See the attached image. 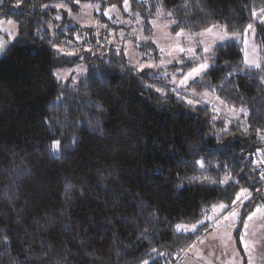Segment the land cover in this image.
Returning <instances> with one entry per match:
<instances>
[{"label":"trees","instance_id":"obj_1","mask_svg":"<svg viewBox=\"0 0 264 264\" xmlns=\"http://www.w3.org/2000/svg\"><path fill=\"white\" fill-rule=\"evenodd\" d=\"M74 1L90 0L0 6V17L18 25L0 58V264L172 263L221 204L227 213L243 203L235 232L243 252L240 228L264 205L253 161L264 153V0H127L130 16L123 13L140 18L147 36L155 19L172 21V34L254 26L259 67L246 65L242 44L230 41L214 48L209 68L190 85L244 110L237 120L173 90L172 77L198 61L182 58L158 70L128 66L121 30L143 60L150 52L158 57L151 41L128 34L132 26L98 14L100 37L111 40L93 49L95 27H82L56 5L76 12ZM98 1L124 10L125 0ZM80 64L86 72L77 85L54 74ZM245 192L250 196L240 203ZM181 224L201 225L187 233Z\"/></svg>","mask_w":264,"mask_h":264},{"label":"rangeland","instance_id":"obj_2","mask_svg":"<svg viewBox=\"0 0 264 264\" xmlns=\"http://www.w3.org/2000/svg\"><path fill=\"white\" fill-rule=\"evenodd\" d=\"M79 5V9L76 12L71 11L69 5L56 4L58 8H66L69 11V17L82 27H95V35L93 38V46L96 48L107 47L105 41L111 39H101L100 29L103 28L100 21L97 20L98 14L103 13L105 18L109 19V22L116 23L118 25L132 26L131 31L128 32L130 36L137 39L138 43L151 41L158 49V57H153L152 52L147 55V59H142V54L135 47V43L132 40H124L127 31H122L121 28L117 34L119 38L124 42L126 62L128 66L142 69H164L166 66L180 61L182 58H190L198 61L195 67L206 64L207 67L202 70L199 75H195L194 78H188L185 81V77L193 69L186 72L182 76H173L171 85L173 90L183 94L184 98L189 99L195 104H207L212 107L218 115L227 120L242 119L244 110L237 109L227 105L217 95L200 92L190 87L191 83L201 77L209 68V54L212 53L215 47L218 45L237 41L243 46L244 63L250 67H256L255 65L261 64V50L260 46L256 42V29L254 26L249 27L244 33H229L225 27L216 25L208 29L196 32H179L181 35L172 34L170 28L173 24L172 21H165L162 19H155L152 22V33L147 36L141 27L142 21L140 18L128 19L124 17L125 13H129L130 16V4L125 3L124 10L119 9L115 5L103 6V3L98 0H90L87 2L74 1ZM3 4L0 0V6ZM2 8L0 7V12ZM165 15L163 10L160 11L159 16ZM260 23L264 25V17L260 19ZM116 30L110 31V36L115 35ZM127 34V35H128ZM18 35V25L12 19H6L0 17V58L5 54L11 42L15 40ZM113 40V39H112ZM84 46L82 48H86ZM79 47L69 49L70 53H75ZM88 48V47H87ZM185 49V52H181L180 49ZM208 51H204V49ZM163 49V51H161ZM80 50V48H79ZM151 65V66H149ZM194 67V68H195ZM86 67L84 64H80L73 68L55 69L54 74L56 78L66 81L71 80L74 85H77L80 78L85 74ZM250 194L245 192L242 195L240 203L249 198ZM239 203V204H240ZM243 203L238 207L233 208L227 213H223V209L216 208L212 215L209 217L210 226L207 230L200 234L192 246L185 251L182 255L176 258L175 262L168 264H264V248L262 247L264 241V225L260 227L254 226L253 222L264 223V205L257 208L250 216L251 221L246 218L248 224L247 228L241 226L240 237H243L244 241L250 240L247 245V249H243V252L239 251L237 246L235 247L236 238L235 233H229V224L237 223L242 216ZM235 213V217L233 216ZM234 221V222H233ZM196 225V230L201 224ZM193 225L181 224L180 231L191 233ZM259 228L261 230H259ZM213 229V230H212ZM253 233L251 234V231ZM259 230V232H258ZM246 232L248 234H246ZM241 242V240H240ZM242 243V242H241ZM237 244V243H236ZM244 245V244H243ZM244 261V263H243Z\"/></svg>","mask_w":264,"mask_h":264},{"label":"snow or ice","instance_id":"obj_3","mask_svg":"<svg viewBox=\"0 0 264 264\" xmlns=\"http://www.w3.org/2000/svg\"><path fill=\"white\" fill-rule=\"evenodd\" d=\"M125 3H127V0H125ZM249 27H251V25H249ZM207 31H208V32H211V29H207ZM181 34H182V33H178V35H181ZM161 51H163V49H161ZM180 51L183 53V52H185V49L181 48ZM204 51H208V49L206 48V49H204ZM149 66H151V65H149ZM255 66H256V67H259L258 64L255 65ZM206 67H207V65L204 64V65H199L198 67L193 68V71L190 72V73H188V74L186 75V77H185V81H186L188 78H194L195 75H199V73H200L202 70H204ZM188 102L191 103V101H188ZM59 145H60V142H59V141L54 142L53 145H52V151H53V152H58V151H59ZM198 163H200V166H201V167L204 166L202 162H199V161H198ZM262 178H264V177H262ZM236 199L239 200V199H240V196L238 195V196L236 197ZM233 203H234V202H233ZM220 207H221V209H223L224 207H226V205L221 204ZM233 216L235 217V213H233ZM248 219L251 220V219H252V216H249ZM233 222H234V221H233ZM199 223H204V221H200ZM180 227H181V226L178 225V226H177V229L179 230ZM229 227H231V224H229ZM244 227L247 228V224H246V223L244 224ZM195 230H196V225H193L191 231L195 232ZM240 240H241V242L244 244L245 249H247V242L244 241L243 237H240ZM145 264H147V262H145Z\"/></svg>","mask_w":264,"mask_h":264},{"label":"built area","instance_id":"obj_4","mask_svg":"<svg viewBox=\"0 0 264 264\" xmlns=\"http://www.w3.org/2000/svg\"><path fill=\"white\" fill-rule=\"evenodd\" d=\"M253 161H254V164L259 169L262 176L264 177V153L263 152H256L253 155ZM262 187H263V191H264V178L262 179Z\"/></svg>","mask_w":264,"mask_h":264},{"label":"crops","instance_id":"obj_5","mask_svg":"<svg viewBox=\"0 0 264 264\" xmlns=\"http://www.w3.org/2000/svg\"><path fill=\"white\" fill-rule=\"evenodd\" d=\"M251 221V220H250ZM245 223H247V221H245L244 222V224ZM244 224H243V226H244ZM254 226H256V227H260V226H263L264 225V223H261V222H253L252 223ZM238 225H239V221L237 222V223H235V224H232L231 225V229H229V233H232L233 232V234L236 232V230H237V227H238ZM248 226L250 225V222L247 224ZM213 230V229H212ZM259 230H261L260 228H259ZM259 230H258V232H259ZM253 233V230L251 231V234ZM246 234H248L247 232H246ZM250 240L248 239V241H247V245L249 244L248 242H249ZM241 245H242V249H244V245H243V243H241ZM237 246V244L235 243V247ZM238 248V247H237ZM260 248H264V241H263V244H262V247H260ZM239 250V249H238ZM240 251V250H239ZM243 263H244V261H243ZM244 264H246V263H244Z\"/></svg>","mask_w":264,"mask_h":264}]
</instances>
